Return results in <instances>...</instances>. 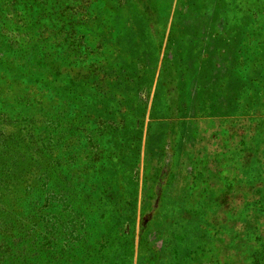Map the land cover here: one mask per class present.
<instances>
[{
  "label": "rangeland",
  "instance_id": "rangeland-1",
  "mask_svg": "<svg viewBox=\"0 0 264 264\" xmlns=\"http://www.w3.org/2000/svg\"><path fill=\"white\" fill-rule=\"evenodd\" d=\"M0 264H264V0H0Z\"/></svg>",
  "mask_w": 264,
  "mask_h": 264
}]
</instances>
